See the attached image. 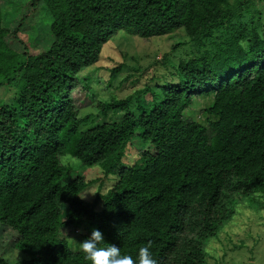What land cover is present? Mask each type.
I'll list each match as a JSON object with an SVG mask.
<instances>
[{"label": "trees", "instance_id": "trees-1", "mask_svg": "<svg viewBox=\"0 0 264 264\" xmlns=\"http://www.w3.org/2000/svg\"><path fill=\"white\" fill-rule=\"evenodd\" d=\"M38 1L53 37L39 55L8 45L0 5V89L15 90L0 100V231L26 255L3 252L0 264H89L62 235L79 228L134 261L150 244L157 264H207V245L241 207L264 210V0ZM178 31L187 40L174 47L191 53L165 58L155 85L99 101L102 118L85 129L91 116L71 92L84 72L105 71L109 85L121 73L102 60L113 38ZM195 96L208 99L204 121L184 115ZM61 155L74 162L59 166ZM78 165L101 174L86 179Z\"/></svg>", "mask_w": 264, "mask_h": 264}, {"label": "rangeland", "instance_id": "rangeland-1", "mask_svg": "<svg viewBox=\"0 0 264 264\" xmlns=\"http://www.w3.org/2000/svg\"><path fill=\"white\" fill-rule=\"evenodd\" d=\"M0 5L3 11V27L10 31L6 41L12 49L21 53L27 51L31 55H39L50 48L53 42L49 32L51 18L41 1L0 0ZM186 40L182 31L146 42L139 37L118 33L105 48V52L103 51L102 60L106 58L105 65L109 64L111 67L120 64L125 66L121 73L109 85L107 82L110 77L105 71L84 72L71 92L80 117L91 116L84 128L89 129L101 120L102 117L96 107L99 101H106L110 96L124 99L147 85H155L156 83L151 81L153 74L161 76L168 73L162 65L165 58H167L165 62L173 64L183 55L191 53L192 49L188 46L174 47ZM14 91L12 87L0 89V100L9 98ZM146 101L147 103L151 101L150 96ZM207 104L208 99L195 96L193 105L184 115L192 120L204 121L203 110ZM122 117L123 114L119 113L109 120L116 121ZM136 142L137 149L140 150L142 147L140 148L138 141ZM74 169L75 174H82L86 179H94L101 174L98 166L85 169L78 165ZM116 179L115 176L110 177L104 186H100V183L94 184L83 192V199L93 202L98 191L101 189L105 192ZM91 231L92 229L88 228L64 229L62 235L73 241L76 250L78 243L83 241L84 236H90ZM15 237L10 231L4 233L0 231V254L7 252L4 258L13 263L26 260V255L18 247L8 250L12 247ZM218 238L212 240L206 247L210 254L207 264H264V210L256 211L251 207H241L238 214L236 213L223 226Z\"/></svg>", "mask_w": 264, "mask_h": 264}, {"label": "clouds", "instance_id": "clouds-1", "mask_svg": "<svg viewBox=\"0 0 264 264\" xmlns=\"http://www.w3.org/2000/svg\"><path fill=\"white\" fill-rule=\"evenodd\" d=\"M58 165L67 167L72 164L71 155H61L58 157ZM104 236L99 229H92L90 236L78 243V252L83 254L84 260L89 264H157L148 244L138 249V254L134 261L129 254L122 253L121 248L115 244L104 245Z\"/></svg>", "mask_w": 264, "mask_h": 264}]
</instances>
